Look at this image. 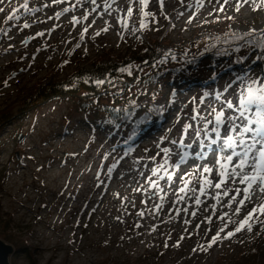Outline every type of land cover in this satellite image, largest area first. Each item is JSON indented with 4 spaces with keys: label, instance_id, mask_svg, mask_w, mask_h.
<instances>
[{
    "label": "rangeland",
    "instance_id": "obj_1",
    "mask_svg": "<svg viewBox=\"0 0 264 264\" xmlns=\"http://www.w3.org/2000/svg\"><path fill=\"white\" fill-rule=\"evenodd\" d=\"M20 1L11 0L9 4L8 0H5V3L0 5L5 8V13H0V26L5 23L6 14L10 9L18 7ZM49 2L50 0H31L30 7H40ZM60 7L62 6L43 9L37 16L46 19L54 15V11H59ZM165 11L175 17L172 7H166ZM79 14L77 11L76 15ZM227 14L234 13L228 10ZM18 15H22L21 21H9L5 25V29L11 28L9 35L12 39H0V61L9 57L8 64L0 68V111L11 109L15 114L14 123L0 131V142L3 143L0 151V174L6 171V178L0 185V204L2 213L12 219L13 234L21 237L20 244L27 240L26 246L29 245V249L34 251H30L29 256L12 245L14 252L9 258V264H238L242 254L250 248L258 244L264 247V233L254 232L241 235L239 239L243 240V243L233 239L231 242L226 241L222 246H214L206 253L199 250L194 253L193 248L198 244H206L203 238L204 226H201L199 236L192 235L189 239L183 230L182 221L173 220L172 216L167 214L168 206L155 220L146 216L140 221L143 226L140 229L134 228V222L140 219L135 213L144 208L141 204L143 197L132 191L136 186L135 170L139 167L136 161L142 156H153L157 151L154 139L148 133L135 141L134 151L120 160L116 172L108 179L105 176L108 166L113 163L114 158L119 159L123 148L127 147L123 145L116 153H111L113 143L125 139L121 130L109 136L105 130L95 125L91 118L80 114L73 115L71 101L67 98L38 106L23 113L22 118L17 114L34 89L48 79L62 80L79 68H90L91 62L105 51L109 52L110 58L118 60L129 54L137 44L132 40L124 44L114 31H110L97 37L95 44L89 40L68 56V52L76 43L74 37H77L79 31L78 28L73 29L68 22L71 14L65 15L59 21L36 23L31 29H25L23 32L18 30L17 24H22L27 14L21 10ZM204 19L216 23L214 17L208 16L205 10L198 21L191 25H187L183 18L175 20L177 27L169 32L163 41L159 38L160 34L155 32L148 34V41L158 40L164 43L194 40L197 37L196 31L211 24L203 23ZM31 22L29 19V23ZM54 24L61 27L56 28L51 35H46L43 41L38 38L28 43L27 47L22 43L28 36L52 28ZM262 25L264 14H252L245 9L236 14L232 28L243 30L249 26ZM101 27L103 24L98 20L90 32ZM68 40H71V43L65 42ZM42 43L50 47L36 53ZM9 44H12L14 49L22 47V50L6 52ZM96 44L106 47L97 48ZM24 53L26 56H22ZM33 54L36 55L34 62L31 59ZM238 55L240 53H234L225 60H211L216 62L215 68L212 69L204 67V64L208 63V59L204 57L199 67L192 66L170 79L159 102L168 105V100L173 98L171 89L175 88L176 103L168 106L162 127L154 120L150 126L154 131L153 136L158 138L165 134L171 126L168 117L178 105H186L185 111L190 112L193 107L189 103L190 99L195 96L199 100L202 91L207 90L198 81L208 80L213 72H218V84L213 87L222 89L228 77L220 70ZM49 56L52 58L48 59ZM16 57L24 58L17 61ZM65 60L70 62L61 68L60 65ZM29 64L32 65L31 68H28ZM21 66L27 70L10 79L9 86L5 87L4 81ZM233 67L239 68L238 65ZM189 84L194 85L192 90H188ZM183 123L184 116L181 114L180 124L172 130L171 136L179 135ZM145 162L141 160L139 164ZM121 170L124 175L118 176L117 173ZM100 180L104 183L100 184ZM114 193H119L121 198L127 197L128 201L117 199ZM131 201H134L136 207H132ZM124 204L127 205V211L122 206ZM73 207L75 208L72 210ZM116 209H120L118 216L123 223L113 219V216H107L111 210ZM111 214L114 215V212ZM165 221L171 222L164 223ZM152 222L153 226L158 227L155 232L150 233ZM196 222L198 220L193 221L189 232L193 230ZM214 231L215 229L213 233L208 234V238ZM169 235L171 239H168ZM181 235H184L185 239L180 242V247H173ZM165 243L168 247H165Z\"/></svg>",
    "mask_w": 264,
    "mask_h": 264
},
{
    "label": "snow or ice",
    "instance_id": "obj_2",
    "mask_svg": "<svg viewBox=\"0 0 264 264\" xmlns=\"http://www.w3.org/2000/svg\"><path fill=\"white\" fill-rule=\"evenodd\" d=\"M4 3L5 0H0V5ZM30 3L31 0H23L18 7L10 9L5 22L21 21L22 15L18 13L23 10L27 15L22 24H17L18 30L23 32L36 23L59 21L71 14L68 22L73 29L78 28L79 31L68 56L89 40L95 44L97 37L110 31H114L124 44L132 40L135 44L144 46L142 54H148V58L139 62L129 59L126 63L112 66L99 65L97 67L100 70L78 75L69 84L63 85L71 90L83 83L93 86L101 96L111 97V104L107 106L99 105V96L90 97L92 104L104 113L101 123L109 128V136L113 135L114 130L123 127L125 122L133 121L134 127L127 138L123 141L116 140L111 147V153H116L118 148L127 145L119 159L114 158L113 163L108 166L106 178L110 179L120 160L134 151L135 141L141 135L148 133L154 139L157 149L155 155L147 158L142 156L136 161L139 167L135 170L136 186L132 191L143 197L141 204L144 208L136 211L135 215L140 219L134 222V228L140 229L143 226L140 221L146 216L155 220L168 206L167 214L173 220L182 221L183 230L189 239L192 235L199 236L201 226H204L203 238L206 244H198L193 248L194 253L198 250L206 253L214 246H222L233 239L243 243L239 239L243 234L264 233V25L249 26L243 30L232 29L223 38H212V42L205 46L199 56L189 57L187 52H183L184 67H199L200 58L205 54L213 57H232L234 53L240 55L228 61L220 70L228 77L222 89L213 87L218 84V72H213L208 80L198 81L207 90L202 91L199 100L195 96L190 99L189 103L193 105L190 112L185 111L186 105H178L171 112L168 117L171 126L164 135L154 137L150 126L154 122L153 117L157 124L163 126L168 106L176 103L175 88L171 89L173 98L168 100V105L148 107L131 99L133 95H144L147 85L159 80L163 74L159 71L161 65L178 59L174 50L151 45L148 41L149 33H159V38L163 41L177 27L175 20L183 18L187 25H191L198 21L205 10L208 16L214 17L216 23L222 20L234 23L236 14L245 9L252 14H264V0H50L40 7H30ZM59 6H62L60 10L54 11V15L46 19L37 16L43 9H55ZM169 6L175 11V17L165 11ZM228 10L234 14L228 15ZM77 11L80 12L79 15H76ZM0 13H5L4 7H0ZM29 19L32 20L31 23ZM98 20L103 27L90 32ZM212 22L203 20L205 24ZM58 27L61 25L54 24L52 28L28 36L22 43L27 47L28 43L38 38L43 41L46 35H51ZM10 31L11 28H0V39L11 40ZM65 42L71 43V40ZM102 46L106 47L96 44L97 48ZM47 47L50 45L42 43L36 53L45 51ZM12 48L13 45L9 44L5 51L10 52ZM35 58L36 55L33 54V62ZM69 62L65 60L60 67L63 68ZM233 65H238L239 68H234ZM31 66L29 64L28 68ZM215 66V61L204 64L207 69ZM152 70H156L155 75ZM16 75L13 73L9 76L4 81V86L8 87V81ZM142 76L147 79L142 81ZM126 77L135 78L129 82ZM193 87L194 85L189 84L188 90ZM155 97L156 94L153 93L152 100ZM117 99H126L127 103L117 106ZM202 105L205 107L202 108ZM141 108L144 109L143 114L135 117V113ZM181 114L184 116V123L180 126L179 135L171 136L172 130L180 124ZM141 160L146 162L140 165ZM117 175L123 176L124 172L121 170ZM99 183L103 184L104 181L100 180ZM114 196L128 201L127 197L121 198L119 193H114ZM130 203L132 207H136L134 201ZM122 206L127 211V205ZM116 219L124 222L119 216ZM197 220L193 230L189 232V227ZM156 227L158 225L150 226V233L155 232ZM213 229L214 234L208 238ZM168 239H171L170 235ZM184 239L185 236L181 235L172 246L180 247V242ZM165 247H168L167 243Z\"/></svg>",
    "mask_w": 264,
    "mask_h": 264
},
{
    "label": "trees",
    "instance_id": "obj_3",
    "mask_svg": "<svg viewBox=\"0 0 264 264\" xmlns=\"http://www.w3.org/2000/svg\"><path fill=\"white\" fill-rule=\"evenodd\" d=\"M21 0L20 3H22ZM6 21V20H5ZM6 23H3L0 28H5ZM232 22L222 20L219 23H211L206 26L203 30L196 31V38L194 40H180L176 41H165L164 43H160L158 40L150 42L151 45L154 46H162L165 49H172L175 51L177 55L176 61H169L166 65H161L159 71L163 74L159 77V80L155 83H150L146 87V93L144 95H140L139 97L133 95L131 99L137 101V103L144 104L148 107H152L154 105H160L161 98L163 96V89L167 87L170 83V79L176 77L179 73H181L185 69H190L192 66L188 65L187 67L183 66L182 61V54L183 52H187L189 57L196 55L199 56V53L204 50L205 46L208 43L212 42V38L221 37L223 38L226 33L231 31ZM147 44V42H146ZM227 47V45H224ZM142 45H136L129 54L119 58L118 60L110 58L109 52L105 51L103 54L98 56V58L91 62L90 68H79L75 70L70 76L66 77L62 80H52L48 79L47 82L44 84L38 85L34 91L29 95V97L24 101L23 108L19 110L17 114L20 118H22V114L25 112H29L30 110L38 107L43 106L51 101L59 100V99H68L71 101L72 110L71 113L73 115L80 114L84 117H89L92 119V122L97 125L98 127L105 130L107 133L109 128L106 127L103 123H101V117L104 115L103 112L99 111L96 105L92 104L90 97L92 95L99 96V105L107 106L111 104V97L101 96L100 93L93 87L89 85H85L81 83L78 88L76 89H66L63 87L65 84H69L72 79L77 77L78 75L84 73H91L98 71L97 66L99 65H108L112 66L113 64H120L126 63L129 59H134L139 62L141 59L148 58L147 53L142 54ZM206 59L208 62H211L213 59L217 60H225L226 57H213L211 54H205ZM204 57L200 58L205 59ZM86 59V58H85ZM168 69V71H165ZM180 69V71H177ZM156 70H152L153 75H155ZM135 77H126L125 79L131 82ZM142 81L147 79V77H141ZM135 92V88L133 89ZM87 93L88 95H84ZM155 93L156 97L155 100H152V94ZM117 106H124L127 103L126 99H117L116 100ZM144 112V109L141 108L135 113V117L141 116ZM25 115V114H24ZM72 116V115H71ZM135 117L133 119H135ZM15 114L12 113L11 109H6L0 111V131L5 129L7 126H11L14 122ZM156 118L153 117V121ZM134 127L133 121L125 122L124 126L121 127L119 130L123 132L125 139L127 138L129 132L132 131ZM117 130H114L116 132ZM113 132V133H114ZM3 146V143L0 142V151ZM6 178V171L0 174V185L3 184ZM0 204V239L4 240V242L9 243L17 247L20 251L26 252L29 256H31V252L33 249H29V245L27 240H24L22 244H20L19 240L21 239L20 236L13 234L12 232V219L8 215H4L2 213V208ZM21 241V240H20ZM29 249V250H28ZM34 251V250H33ZM125 262L124 264H127ZM105 264V263H104ZM238 264H264V247L262 244L256 245L254 248H250L246 252H244L241 258L238 260Z\"/></svg>",
    "mask_w": 264,
    "mask_h": 264
},
{
    "label": "water",
    "instance_id": "obj_4",
    "mask_svg": "<svg viewBox=\"0 0 264 264\" xmlns=\"http://www.w3.org/2000/svg\"><path fill=\"white\" fill-rule=\"evenodd\" d=\"M13 252V246L0 239V264H9V258Z\"/></svg>",
    "mask_w": 264,
    "mask_h": 264
},
{
    "label": "bare ground",
    "instance_id": "obj_5",
    "mask_svg": "<svg viewBox=\"0 0 264 264\" xmlns=\"http://www.w3.org/2000/svg\"><path fill=\"white\" fill-rule=\"evenodd\" d=\"M21 50H22V47L19 48V49H14V48H12L11 51L17 52V51H21ZM22 56H26V53H24ZM8 59H9V57L7 56V60H6V59H3L2 61H0V68H2V67L4 68V66H6V64H8ZM16 59H17V61H20L19 58L16 57ZM21 69H25V67H22V66H21L18 70L15 71V73H16V74H18V73H22L23 71H20ZM74 208H75V207H73L72 210H73ZM72 210H71V211H72ZM110 212H111V213L114 212V215L110 213V214H107V216H108V217H109V216H113V219H115V218H116L115 216H118V215L121 213V212H120V209L111 210ZM153 224H154V222H152L150 226H153Z\"/></svg>",
    "mask_w": 264,
    "mask_h": 264
}]
</instances>
